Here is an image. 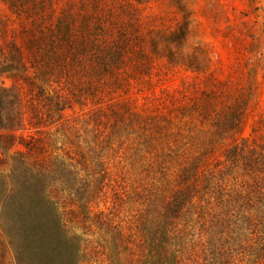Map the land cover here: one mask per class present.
<instances>
[{"label": "trees", "instance_id": "1", "mask_svg": "<svg viewBox=\"0 0 264 264\" xmlns=\"http://www.w3.org/2000/svg\"><path fill=\"white\" fill-rule=\"evenodd\" d=\"M129 14L78 25L63 13L23 32L11 70L36 92L33 124L45 129L0 135V264H264V142L242 138L211 161L247 100L210 89L153 111L119 102L131 65L149 71ZM68 100L93 109L65 119ZM19 104L0 89V130L22 129ZM134 186L127 225L99 208L108 193L124 205ZM95 229L100 249L84 238Z\"/></svg>", "mask_w": 264, "mask_h": 264}, {"label": "rangeland", "instance_id": "2", "mask_svg": "<svg viewBox=\"0 0 264 264\" xmlns=\"http://www.w3.org/2000/svg\"><path fill=\"white\" fill-rule=\"evenodd\" d=\"M124 10L130 12L132 27L127 29L137 35V42L140 39L149 71L137 73L132 64L128 87L115 91L113 97L131 102L139 111H153L166 95L186 99L184 102L210 89L239 95L247 100L240 131L218 146L211 161L221 159L223 151L242 138L264 142V0H0V89L18 95L22 118V129L0 130V135L28 137L45 129L33 124L31 108L37 102L36 92L11 70V66L19 68L12 58L28 30H36V22L43 27L54 25L63 13L72 14L80 25L88 15L104 19L110 12ZM63 90L62 85H49L53 97ZM65 103V119L93 109L72 100ZM18 148L16 145L12 151ZM136 188L128 187L124 205L116 206L115 197L108 193L99 208L127 225L137 199ZM84 238H95L92 248L96 249L104 242L96 229L84 233Z\"/></svg>", "mask_w": 264, "mask_h": 264}]
</instances>
